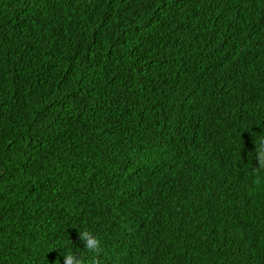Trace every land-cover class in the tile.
<instances>
[{
    "label": "trees",
    "instance_id": "trees-1",
    "mask_svg": "<svg viewBox=\"0 0 264 264\" xmlns=\"http://www.w3.org/2000/svg\"><path fill=\"white\" fill-rule=\"evenodd\" d=\"M260 137L264 0H0V264H264Z\"/></svg>",
    "mask_w": 264,
    "mask_h": 264
},
{
    "label": "clouds",
    "instance_id": "clouds-1",
    "mask_svg": "<svg viewBox=\"0 0 264 264\" xmlns=\"http://www.w3.org/2000/svg\"><path fill=\"white\" fill-rule=\"evenodd\" d=\"M253 158L257 161L258 165L253 173L256 177L254 183L259 185L264 182V137H260L258 143L255 145ZM79 236L80 241H83V247L88 252L98 255L102 251L101 241L92 231L85 228L79 232ZM61 256L63 257V264H82L79 255L70 249Z\"/></svg>",
    "mask_w": 264,
    "mask_h": 264
}]
</instances>
